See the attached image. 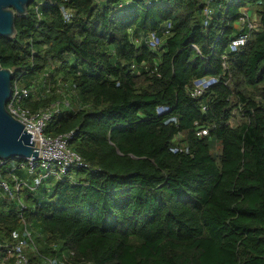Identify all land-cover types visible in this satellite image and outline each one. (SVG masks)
Listing matches in <instances>:
<instances>
[{
	"label": "trees",
	"instance_id": "trees-1",
	"mask_svg": "<svg viewBox=\"0 0 264 264\" xmlns=\"http://www.w3.org/2000/svg\"><path fill=\"white\" fill-rule=\"evenodd\" d=\"M52 1L40 20L30 6L16 17L0 64L26 85L56 65L73 109L46 133L77 130L71 149L100 171L23 189L22 216L0 193V237L24 219L63 264H264V0H207V25L206 0ZM242 8L258 30L230 53ZM166 23L159 50L133 40ZM211 75L222 81L192 98V81Z\"/></svg>",
	"mask_w": 264,
	"mask_h": 264
},
{
	"label": "built area",
	"instance_id": "built-area-1",
	"mask_svg": "<svg viewBox=\"0 0 264 264\" xmlns=\"http://www.w3.org/2000/svg\"><path fill=\"white\" fill-rule=\"evenodd\" d=\"M52 4V0H34L31 7L41 19L40 8L44 4ZM61 15L66 22L72 19L73 11L61 7ZM203 16L207 25L213 9L206 0L203 7ZM236 31L229 43V52H237L244 47L253 32L258 30L251 8H242L235 23ZM170 23L164 24L158 31H136L133 39L137 44L147 46L152 50L163 47L166 38L171 34ZM197 49L196 45H193ZM227 55H223V66L226 68ZM56 68L44 71L37 77L29 80L28 85L19 81L12 82L11 96L7 102L9 113L22 123L27 132L32 135L31 140H39L37 157L10 159L0 158V193L4 198L14 200L20 210V216L26 205L21 191L36 190L50 179L64 181L73 178L71 170L81 169L89 172H99V167L92 166L84 157L70 147V142L76 136L77 130H72L59 135H48L46 129L53 118L62 115L66 110L73 109L72 96L75 91L70 88L69 82L61 78V74H52ZM221 76H203L195 78L188 88L189 95L198 99L212 86L222 80ZM47 105L35 109L27 106V101H40L50 99ZM203 112L207 111V104L201 103ZM81 104L78 103V107ZM161 111L167 108L159 107ZM177 123V119H172ZM209 129L201 127L197 130L198 136H206ZM23 225L12 230L7 237H0V264H31L30 254L38 255L41 264H63L59 256L44 255L40 252L38 243L28 223L22 219Z\"/></svg>",
	"mask_w": 264,
	"mask_h": 264
},
{
	"label": "water",
	"instance_id": "water-1",
	"mask_svg": "<svg viewBox=\"0 0 264 264\" xmlns=\"http://www.w3.org/2000/svg\"><path fill=\"white\" fill-rule=\"evenodd\" d=\"M34 0H0V37L14 38L16 17L27 15ZM13 71L0 64V158L37 157L39 140H31L25 126L12 116L7 102L12 92Z\"/></svg>",
	"mask_w": 264,
	"mask_h": 264
},
{
	"label": "rangeland",
	"instance_id": "rangeland-1",
	"mask_svg": "<svg viewBox=\"0 0 264 264\" xmlns=\"http://www.w3.org/2000/svg\"><path fill=\"white\" fill-rule=\"evenodd\" d=\"M32 4H30V7H31Z\"/></svg>",
	"mask_w": 264,
	"mask_h": 264
},
{
	"label": "crops",
	"instance_id": "crops-1",
	"mask_svg": "<svg viewBox=\"0 0 264 264\" xmlns=\"http://www.w3.org/2000/svg\"><path fill=\"white\" fill-rule=\"evenodd\" d=\"M64 263V262H63Z\"/></svg>",
	"mask_w": 264,
	"mask_h": 264
}]
</instances>
